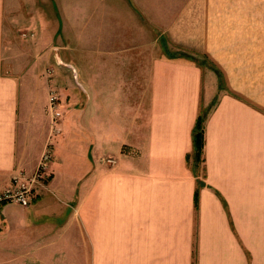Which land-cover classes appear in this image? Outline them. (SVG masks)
Returning a JSON list of instances; mask_svg holds the SVG:
<instances>
[{
	"label": "crops",
	"instance_id": "obj_1",
	"mask_svg": "<svg viewBox=\"0 0 264 264\" xmlns=\"http://www.w3.org/2000/svg\"><path fill=\"white\" fill-rule=\"evenodd\" d=\"M127 1L90 27V0H0V190L54 150L31 205L0 206V264H264V0ZM133 32L146 41L119 35ZM80 47L99 68H83L81 115L67 111L50 139L42 65L71 67L55 50ZM173 52L207 59L222 85ZM93 76L120 77L104 91Z\"/></svg>",
	"mask_w": 264,
	"mask_h": 264
},
{
	"label": "rangeland",
	"instance_id": "obj_2",
	"mask_svg": "<svg viewBox=\"0 0 264 264\" xmlns=\"http://www.w3.org/2000/svg\"><path fill=\"white\" fill-rule=\"evenodd\" d=\"M127 3H128L127 0H121V1H117V2L112 1V3H110V1H105V0H90V2H87V5H86V8L89 7V9H90V14L88 15V17L82 16L80 18L79 24L84 25L86 23V25L88 24L90 27H94L93 25L99 24V15H102L105 10L110 11L113 9H117L118 12L124 11V8H125L124 6H127ZM46 4L48 5V3H46ZM54 4L56 5L57 2H55ZM59 7H60V12H61V16L58 18V22L60 24L59 28H61V22H63L64 26L62 27L61 31L58 30V33H59L58 34V37H59L58 43L63 44L61 40L63 39V37H65L66 31H67V29L65 30V28H67L68 11L67 10L65 11V8L63 7L62 2L59 3ZM91 11H93L94 14L91 13ZM114 15L115 14H112V16H114ZM24 30L27 31V29L24 28L22 30H18L15 33L18 40H21L22 42H26V39H24V37H23V32H25ZM27 35H29V34H27ZM119 35H122V36L124 35L123 40L130 41L131 37H132V40H134V41H136V40H139L142 42L146 41V37L140 33H134L133 32V33H129L127 35L119 33ZM93 36L98 37L99 35L93 34ZM109 36H110V34H109ZM148 36L150 37L151 34H148ZM108 40H114V39L108 38ZM160 43H161V41L159 39L156 40V42H155L156 48H159V46H161ZM25 44L29 46V44H27V43H25ZM48 51H50V49H48ZM55 52L58 53L59 56L62 57L68 63L69 66H71V67H68V66L66 67L65 65H62V64H60L59 66H56L54 64H49V63L42 65L43 66L42 72L44 73L43 76H47L53 81V83L55 85V87H54L55 92L57 94V97L59 98V103H60L59 111L61 113V116H60V119L57 120V124H58L57 127H59V130H60V125H61L63 116L67 111H73L74 110L75 112H77L78 114L81 115V112H82V94H83L82 91H83L84 86H86V80L83 76H86V77L88 76L87 72H89L88 69H90V68H92V69L97 68L98 69L99 64H98V62L93 63L92 65L84 64L82 62L83 61L82 47H80L79 49L57 48L55 50ZM83 68L86 69L87 72L86 71L83 72ZM42 72L40 73V75H42ZM119 77L120 76H93V79L97 83L98 86H99V84H101L102 89L104 91H106V89L111 88L112 84L114 83V80H117V78H119ZM108 92H109V90L107 92H105L106 96L109 94ZM47 111H48V108H47ZM47 113H48V117H50L49 111ZM74 120L75 121L78 120L79 124L81 125L82 119L80 118V116L79 117L77 116V118H75ZM49 125L51 127V118H49ZM79 129H81V127H79ZM79 129H77V127L75 125H73L69 135L71 136V139L74 142L80 141L82 143V131ZM53 134H54V132H53ZM58 134H56V136ZM51 137L53 138L52 134H51ZM81 146H82V144H81ZM199 175H201L200 170H199Z\"/></svg>",
	"mask_w": 264,
	"mask_h": 264
},
{
	"label": "built area",
	"instance_id": "obj_3",
	"mask_svg": "<svg viewBox=\"0 0 264 264\" xmlns=\"http://www.w3.org/2000/svg\"><path fill=\"white\" fill-rule=\"evenodd\" d=\"M59 107V98L55 91H51L47 108L50 113L51 134L53 136L60 132L59 127H57V120L61 116ZM53 160L54 150L49 140L39 158L35 171L29 175L23 171L15 172L10 179L9 185L0 190V206L16 204L22 208H28L37 198L39 187H43L45 179L50 175V166Z\"/></svg>",
	"mask_w": 264,
	"mask_h": 264
},
{
	"label": "trees",
	"instance_id": "obj_4",
	"mask_svg": "<svg viewBox=\"0 0 264 264\" xmlns=\"http://www.w3.org/2000/svg\"><path fill=\"white\" fill-rule=\"evenodd\" d=\"M164 51L168 52L166 47H163ZM171 56L174 55H181L183 57H186L188 59H191L195 62H198L199 65H205L208 66L209 68L213 69L217 74H218V83L219 86L222 85V76L219 74L217 70L214 69L212 64L207 60H198L192 56H189L184 53L180 52H173L170 53ZM208 111L207 110H201L196 121L194 128L192 130V152L191 154L186 156V161L189 166H191L192 171L198 167V165L202 162V151H203V145H204V121L207 117ZM199 184V183H198ZM197 200H198V190L196 189L195 194H194V205L195 207L197 206Z\"/></svg>",
	"mask_w": 264,
	"mask_h": 264
}]
</instances>
